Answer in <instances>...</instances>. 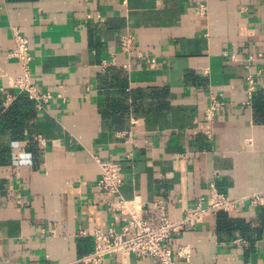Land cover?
<instances>
[{
  "label": "crops",
  "instance_id": "crops-1",
  "mask_svg": "<svg viewBox=\"0 0 264 264\" xmlns=\"http://www.w3.org/2000/svg\"><path fill=\"white\" fill-rule=\"evenodd\" d=\"M13 28L51 93L43 108L11 86ZM249 72L262 97L251 105ZM210 90L224 101L213 121ZM6 91L17 97L4 108ZM96 157L121 163L123 197L154 225L155 199L177 221L211 183L231 197L264 189V0H0V264H81L96 229L120 226ZM170 244L191 250L176 264H264V207L207 216Z\"/></svg>",
  "mask_w": 264,
  "mask_h": 264
},
{
  "label": "built area",
  "instance_id": "built-area-1",
  "mask_svg": "<svg viewBox=\"0 0 264 264\" xmlns=\"http://www.w3.org/2000/svg\"><path fill=\"white\" fill-rule=\"evenodd\" d=\"M201 8L204 10L206 6ZM13 40L14 47L8 54L17 59L21 73L14 78L11 86L18 88L22 93H27L30 98L36 100L38 108H43L44 103L51 97V93H40L37 90V84L32 79L30 63L33 55L30 51V41L18 28H13ZM135 40L136 37L133 33L121 35L120 46L122 51L132 52ZM146 59L151 62L155 61L153 57ZM106 64L107 62L103 63V65ZM256 90V76L253 72H249L247 75L248 100L245 102L246 104L251 105L253 103ZM16 97L14 93L6 91L3 99L4 108L9 107ZM223 105L224 101L220 94L210 90L208 105L205 108L207 120L213 121ZM206 134L210 137L212 135L211 130H206ZM124 144L126 147L125 158L131 159L136 144L130 134H128ZM96 159L100 167L98 186L116 196V200L110 204V209L114 217L117 213L122 215V222L118 227L114 220L106 230L96 229L93 232L94 248L92 252L80 258L81 264H106L107 259L114 253H134L138 258L152 257L157 260L158 264H176L177 258L189 260L191 250L188 247L179 245L174 248L171 246L170 242L175 236L196 229L207 216L216 215L221 211H236L244 203L257 208L264 207V189L239 197H231L221 192L215 183H211L207 195L200 196L195 205L186 210L182 218L177 221L170 219L165 203L155 199L154 204L160 212V223L154 225L134 205L130 204L131 201L123 197L121 188L124 176L121 163L99 157Z\"/></svg>",
  "mask_w": 264,
  "mask_h": 264
},
{
  "label": "trees",
  "instance_id": "trees-1",
  "mask_svg": "<svg viewBox=\"0 0 264 264\" xmlns=\"http://www.w3.org/2000/svg\"><path fill=\"white\" fill-rule=\"evenodd\" d=\"M255 98H256V101H257V99L262 98V97H260V96L257 97V96L254 95L253 102H254ZM221 212L223 213L224 211H221ZM221 212H219V213H221Z\"/></svg>",
  "mask_w": 264,
  "mask_h": 264
},
{
  "label": "clouds",
  "instance_id": "clouds-1",
  "mask_svg": "<svg viewBox=\"0 0 264 264\" xmlns=\"http://www.w3.org/2000/svg\"><path fill=\"white\" fill-rule=\"evenodd\" d=\"M16 144H17V142L13 141L11 147L15 148Z\"/></svg>",
  "mask_w": 264,
  "mask_h": 264
}]
</instances>
